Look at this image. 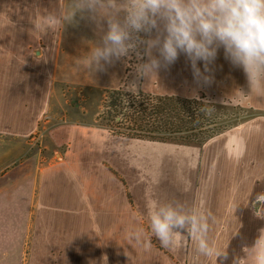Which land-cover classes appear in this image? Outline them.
<instances>
[{
  "label": "crops",
  "instance_id": "1",
  "mask_svg": "<svg viewBox=\"0 0 264 264\" xmlns=\"http://www.w3.org/2000/svg\"><path fill=\"white\" fill-rule=\"evenodd\" d=\"M70 3L0 0V215L5 219L0 243L9 245L8 252H0V264H13V250L16 264H194L198 230L196 235L184 230L176 249L163 247L150 231L148 204L171 203L199 221L203 181L199 186V160L190 157L196 150L162 144L167 152L157 156V142L142 148L138 139L113 134L60 93L66 87L81 88V94L122 85L121 65L115 63L106 71L81 68L77 74L74 58L99 39L96 25L80 13L64 27L35 30L34 22L49 13L67 15ZM199 66L203 70L202 62ZM212 67L213 82L197 85L181 54L158 78L144 79L141 91L238 102L264 120V95L250 94L242 69L232 67L222 49ZM237 88L250 95L241 96ZM40 131V145L32 146L30 138ZM218 138L203 149L207 169L221 145ZM33 149L38 151L31 156ZM18 214L20 222L14 220ZM136 228L151 238L150 249L129 239Z\"/></svg>",
  "mask_w": 264,
  "mask_h": 264
},
{
  "label": "clouds",
  "instance_id": "2",
  "mask_svg": "<svg viewBox=\"0 0 264 264\" xmlns=\"http://www.w3.org/2000/svg\"><path fill=\"white\" fill-rule=\"evenodd\" d=\"M68 9L60 18L51 13L39 18L35 30L64 27L74 22L77 13L93 22L99 39L89 42V50L78 57L79 66L92 74L135 54L137 63L131 67L137 79L150 80L183 54L195 83L208 85L222 49L232 67L242 69L250 94L264 95V0H71ZM234 91L250 95L239 88ZM211 109L207 102L202 104L201 111ZM148 219L152 235L171 249L181 246L184 230L195 233L198 226L207 227L171 203L156 200L148 204ZM128 237L145 250L151 248V238L144 237L142 228L130 231ZM197 249L209 258H227L226 252L211 249L202 238ZM249 252L253 264H264V229ZM233 264H240L239 259Z\"/></svg>",
  "mask_w": 264,
  "mask_h": 264
},
{
  "label": "water",
  "instance_id": "3",
  "mask_svg": "<svg viewBox=\"0 0 264 264\" xmlns=\"http://www.w3.org/2000/svg\"><path fill=\"white\" fill-rule=\"evenodd\" d=\"M194 264H253L249 249L264 229V122L231 130L218 148L201 185ZM204 239L227 258L197 249Z\"/></svg>",
  "mask_w": 264,
  "mask_h": 264
},
{
  "label": "trees",
  "instance_id": "4",
  "mask_svg": "<svg viewBox=\"0 0 264 264\" xmlns=\"http://www.w3.org/2000/svg\"><path fill=\"white\" fill-rule=\"evenodd\" d=\"M111 91L119 99L123 94L120 89ZM143 96L142 99L128 106L131 110L121 105L119 99L111 106L112 111L117 115L113 116V121L116 122L117 117H120L121 122L117 124L130 129L135 133L133 134L135 138L201 146L232 128L218 125L222 119H225V110L222 105L211 102L204 95L195 98L152 94H143ZM203 101L214 109L209 112L201 111ZM107 128L113 134L125 135L117 132L116 126Z\"/></svg>",
  "mask_w": 264,
  "mask_h": 264
},
{
  "label": "rangeland",
  "instance_id": "5",
  "mask_svg": "<svg viewBox=\"0 0 264 264\" xmlns=\"http://www.w3.org/2000/svg\"><path fill=\"white\" fill-rule=\"evenodd\" d=\"M69 12V9H68ZM68 14V13H67ZM82 33L79 32L78 36L81 35ZM143 35V34H142ZM67 42V41H66ZM78 57L80 56H76L74 58L75 60V64H76V69H77V74H79V71L81 70V66H79L78 64ZM146 59V57H145ZM64 62V59H62V63ZM137 63L135 54H132V59L131 60H126V59H121L119 61H116L115 64L116 65H121L120 67V74H119V79L120 81H122V85L117 88L120 89L123 94L120 95V99L117 95L113 94V91L111 90H116V89H111V90H107V91H98V90H89V89H84L81 93L79 92V90L81 88H74V87H66L63 88L62 92L61 90V94H64L69 101L72 103V105L74 107H77V110H79L81 113L84 112L85 118L86 119H96L97 123H100L104 126L107 127H115L116 126V131L119 133H124L125 135H121L124 136L126 138H132L133 139H138L139 140V145L143 148V146L147 143H151L154 144L156 143V155L160 156L163 152H167L164 151L166 147H164L162 144H166V145H175V146H184V147H191V148H195L196 152L193 153V155L191 154L190 157H193L194 159H198L199 160V167H200V174H199V186L201 185L202 181H204V178L206 176V172L207 167L206 163L202 164L203 162V149L205 147V145H207V143L212 142L211 140L207 141L205 144L199 146L198 144H193V145H180V144H176V143H164V142H158V141H154V140H150V139H144V138H135V133H133L130 129H125L121 126H119V122H121L120 117H117L116 122L113 121V116H117L115 115V113L112 111L111 106L113 105L114 102H116L118 99L120 100L119 103L121 102V105H125L126 107L130 106L132 103L139 101V99H142L144 96L142 91H141V85L143 82V78H139L137 79L136 73L133 69V67H131V65ZM119 68V67H118ZM135 84V86H131ZM59 88V85H58ZM63 95H61L62 98ZM123 100V102H122ZM211 102L216 103L214 101H212L210 99ZM205 102V101H203ZM76 103V104H75ZM218 105H222V107L224 108V113L225 115V119H222V121H220V123L218 125L225 127V126H230L232 127L230 130L214 137L221 140L219 143L222 144V142L224 141L226 135L233 130L234 128L241 126L243 124L246 123H250V122H264V120H256V118L253 116V114L251 113L250 110L242 107V105H240L238 102H227V103H216ZM129 108V107H128ZM242 109V110H240ZM128 110H131L130 108ZM223 111V109H222ZM118 123V124H117ZM130 136V137H129ZM213 139V138H212ZM38 147V146H36ZM198 148V149H197ZM201 152H200V150ZM153 149V148H151ZM143 150V149H142ZM167 150V149H166ZM38 149H33L30 153L31 156H33V154L37 153ZM169 151V150H168ZM193 152V151H192ZM3 151H0V157L1 155H3ZM171 153V152H168ZM22 153L20 152L19 155H21ZM167 154V153H166ZM172 155H175L176 153H171ZM215 156V155H214ZM214 158V157H213ZM213 160V159H212ZM2 163V160L0 159V164ZM20 200V209H21V214L25 215L26 214V206H27V198L26 195L24 194L23 197L19 198ZM1 208V207H0ZM1 213V211H0ZM18 220V222L21 221V219H24L22 216L20 217V215L18 214V217L14 218V220ZM0 221H2V225H0V232L4 231V224L3 221H5V219H1V215H0ZM14 228L16 225H14ZM4 235L5 234H0V238H2V240L4 239ZM196 235V232H195ZM14 239V237H13ZM3 242V241H2ZM194 243H195V239H194ZM2 250H0V252H8L9 249H5V245L6 247H9V245L7 246V243H5V245L2 243H0ZM12 263L16 264V250L12 251ZM20 254H17V256H19ZM195 258V257H194ZM193 258V260H194Z\"/></svg>",
  "mask_w": 264,
  "mask_h": 264
},
{
  "label": "built area",
  "instance_id": "6",
  "mask_svg": "<svg viewBox=\"0 0 264 264\" xmlns=\"http://www.w3.org/2000/svg\"><path fill=\"white\" fill-rule=\"evenodd\" d=\"M42 138H43V132L42 131H40L39 133L33 135L30 138V142H31L32 146H39Z\"/></svg>",
  "mask_w": 264,
  "mask_h": 264
}]
</instances>
